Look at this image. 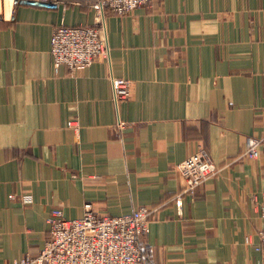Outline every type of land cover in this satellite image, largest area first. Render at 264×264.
Returning <instances> with one entry per match:
<instances>
[{"label": "crops", "instance_id": "0c3cea01", "mask_svg": "<svg viewBox=\"0 0 264 264\" xmlns=\"http://www.w3.org/2000/svg\"><path fill=\"white\" fill-rule=\"evenodd\" d=\"M4 7L0 264L39 253L54 209L80 218L89 206L155 210L140 239L145 264H264V0L108 12L109 56L74 71L55 69L52 35L93 23L94 9ZM114 78L132 81L129 99L115 100ZM250 137L261 140L257 159L245 156ZM199 145L219 173L180 209L177 165Z\"/></svg>", "mask_w": 264, "mask_h": 264}, {"label": "built area", "instance_id": "2783aa9c", "mask_svg": "<svg viewBox=\"0 0 264 264\" xmlns=\"http://www.w3.org/2000/svg\"><path fill=\"white\" fill-rule=\"evenodd\" d=\"M153 0H11L16 6H29L51 10L62 6H84L94 9V22L87 25L55 28L51 53L55 69L61 66L71 71L81 65H91L99 56H109V44L104 33L108 12L125 16ZM5 1L2 0L3 12ZM116 101L131 96L132 81L126 78L112 79ZM120 128L128 124L119 122ZM260 142L249 138L246 155L251 159L259 157ZM177 168L185 180L184 189L177 196L178 205H183V194H196L198 187L219 173L218 165L209 159L206 150L199 145L197 150ZM154 209L148 206L136 208L132 213L107 216L100 215L90 206L80 218H67L62 209L56 208L48 217L49 237L36 255L26 254L9 264H145L140 246L141 237L150 231ZM262 227L257 250L264 252V205L261 209ZM250 242V238H248Z\"/></svg>", "mask_w": 264, "mask_h": 264}, {"label": "bare ground", "instance_id": "6f19581e", "mask_svg": "<svg viewBox=\"0 0 264 264\" xmlns=\"http://www.w3.org/2000/svg\"><path fill=\"white\" fill-rule=\"evenodd\" d=\"M5 1V9L7 11V14H9L10 12V9H11V0H4ZM1 8H2V0H0V11H1ZM5 11V10H4Z\"/></svg>", "mask_w": 264, "mask_h": 264}, {"label": "rangeland", "instance_id": "374dc122", "mask_svg": "<svg viewBox=\"0 0 264 264\" xmlns=\"http://www.w3.org/2000/svg\"><path fill=\"white\" fill-rule=\"evenodd\" d=\"M250 138H255V139H257L259 142H260V144H261V140L260 139H258V138H256V137H250ZM249 140V139H248ZM260 146V145H259ZM247 147H248V142H247ZM246 153H247V150H246ZM245 156L246 157H248L246 154H245ZM249 158V157H248ZM249 159H251V158H249ZM257 159V158H256ZM199 188V187H198ZM91 207V206H90Z\"/></svg>", "mask_w": 264, "mask_h": 264}]
</instances>
